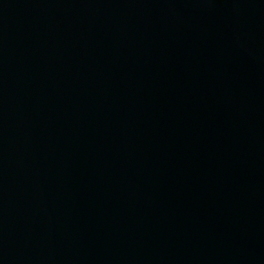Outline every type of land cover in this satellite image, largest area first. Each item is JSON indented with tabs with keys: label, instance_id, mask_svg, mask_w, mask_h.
Masks as SVG:
<instances>
[{
	"label": "water",
	"instance_id": "obj_1",
	"mask_svg": "<svg viewBox=\"0 0 264 264\" xmlns=\"http://www.w3.org/2000/svg\"><path fill=\"white\" fill-rule=\"evenodd\" d=\"M0 264H264V0H0Z\"/></svg>",
	"mask_w": 264,
	"mask_h": 264
}]
</instances>
